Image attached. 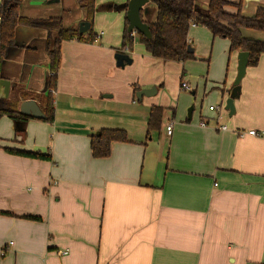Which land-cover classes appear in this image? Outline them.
<instances>
[{"label":"crops","instance_id":"1","mask_svg":"<svg viewBox=\"0 0 264 264\" xmlns=\"http://www.w3.org/2000/svg\"><path fill=\"white\" fill-rule=\"evenodd\" d=\"M127 1L95 0L94 42L61 43L52 123L0 118V264H264V55L246 68L230 115L211 105V97L227 101L237 73L239 52L223 43L232 60L228 80L205 78L223 92L207 93V108L196 109L180 89L185 73L170 75L183 62L152 58L142 44L134 52V33L130 49H122ZM195 1L206 11L209 0ZM260 8L264 0H242L240 14L252 17ZM19 14L60 18L66 28L85 21L75 0H24ZM155 17L149 1L142 21ZM241 34L264 42V32ZM209 35L213 43L220 38ZM47 36L16 29L0 66V79L10 81L8 98L27 94L39 105L50 91ZM188 43L194 53L189 32ZM116 53L131 63L117 67ZM200 55L194 60L207 58L209 67L211 51ZM151 87L154 95L136 99ZM154 106L164 109L161 127L148 134ZM223 125L227 130H218ZM101 129L124 130L127 142H113L109 157L93 158L90 136Z\"/></svg>","mask_w":264,"mask_h":264},{"label":"trees","instance_id":"2","mask_svg":"<svg viewBox=\"0 0 264 264\" xmlns=\"http://www.w3.org/2000/svg\"><path fill=\"white\" fill-rule=\"evenodd\" d=\"M85 14V21L90 23V29L80 35L77 28H66L60 18L28 19L19 14L24 0H0V66L10 48L15 46V31L18 27L42 30L47 33L46 54L49 61L51 75L47 87L50 91L42 97L38 105L45 118V122L54 121V101L51 93L55 88L57 71L61 59V43L75 40L78 42L93 43L96 35L92 30V21L95 12V0H75ZM156 7V17L148 25L150 38L141 34L139 42L145 51L152 57L164 62H184L194 60L193 53L187 52L188 32L192 24L205 27L213 37L224 38L229 42V52L244 51L248 53L249 66H255L261 55H264V42L244 38L241 29L264 32V9H258L252 17H243L240 14L242 0L231 4L226 0H209L208 15L201 16L194 12L195 0H149ZM233 6L236 13H227L224 8ZM128 22L124 20L122 32V49L129 50L132 43L131 33L127 31ZM55 37L51 39V34ZM52 91V92H51ZM136 91V88H134ZM29 95L17 96L13 94L7 99L0 98V118L6 116L12 120H28L31 116L19 112V104L27 100ZM164 109L151 107L147 122V133L159 131ZM99 134L90 136V152L93 158H107L110 155L113 142H127L126 132L119 129H101ZM13 155L46 158L43 155L6 149ZM27 219L37 220L38 217L26 216Z\"/></svg>","mask_w":264,"mask_h":264},{"label":"rangeland","instance_id":"3","mask_svg":"<svg viewBox=\"0 0 264 264\" xmlns=\"http://www.w3.org/2000/svg\"><path fill=\"white\" fill-rule=\"evenodd\" d=\"M92 30H96V28L93 27ZM134 34L138 36L137 33ZM189 37L193 39L194 46L196 48V51L193 53V56H196L197 54H201L200 56H202V53L204 51H211L209 67L207 66V58L203 59L202 57L197 56L196 60H187L183 63H177L179 68H172L170 75L174 74L178 76L183 72L185 73V76L182 78V81L186 82L187 84L190 83L193 88L195 87L193 84L198 85L196 96H192V94L188 91H184L182 89L181 91L182 93L185 92L187 93V95H189L190 101L192 102V104H194L196 109H200L201 107V110H204L208 106V103L206 104L203 98L206 97L207 93L211 92L209 94V96H211L216 91V93L220 94L223 92L222 90H220L221 88L218 90H212L211 88L213 87H207L210 82H206L205 78H208L209 80V77L211 75L213 77H221V85L224 79L228 80L232 60L230 61V53H228L227 50L225 51V54H223V43L227 44V40L216 38L215 42L213 43L212 37L209 35V32L205 27L199 26L197 29L190 28ZM132 47L134 48V52H138L139 49H142V45L138 39L133 40ZM198 59H203V61H199ZM167 82L169 86H171L174 84V79L172 77H169L167 79ZM211 99V105L217 110L220 109L221 111H223L226 106L225 100L221 102V100L217 99L216 101V97H211Z\"/></svg>","mask_w":264,"mask_h":264},{"label":"water","instance_id":"4","mask_svg":"<svg viewBox=\"0 0 264 264\" xmlns=\"http://www.w3.org/2000/svg\"><path fill=\"white\" fill-rule=\"evenodd\" d=\"M149 3V0H128L126 4L121 7L126 9L125 18L128 22L127 31L129 33H138L145 38H150V32L148 25L142 21L141 11L142 8ZM194 12L201 16H207L208 10H201L195 7ZM90 29V23L87 21H82L78 25V33L80 35L86 33ZM187 52L193 53V49L188 46ZM116 61V66L123 68L125 64H130L131 59L127 54L116 53L114 55ZM248 64V53L240 51L237 56V73L235 80L233 82V88L230 97L226 101L225 109L229 111L230 115L234 114L233 99L236 97L240 89V82L245 75L246 68ZM10 81L7 79H0V98L7 99L9 96ZM156 93V88L151 87L149 89H142L135 93L137 100H141L143 96L149 97ZM19 112L21 114L31 116L34 119H44L45 116L40 110L39 106L34 100L22 101L19 105ZM99 134L98 132L96 133Z\"/></svg>","mask_w":264,"mask_h":264},{"label":"built area","instance_id":"5","mask_svg":"<svg viewBox=\"0 0 264 264\" xmlns=\"http://www.w3.org/2000/svg\"><path fill=\"white\" fill-rule=\"evenodd\" d=\"M191 26H195V25L192 24ZM131 36H133V33H131ZM126 50H127V49H126ZM180 89H182V90H184V91H188V92L190 91V88H189L188 84H187L186 82H184V81H182V82L180 83ZM51 92H52V91H51ZM209 109L212 110L213 107H210ZM200 125H201L202 127H205V126H206L204 122H201ZM165 130H166L167 135H170V134H171V131H172V122L166 126ZM218 130H220V131H225V130H227V127L224 126V125H223V126H219V127H218ZM255 133H256V132H255L254 130H251V131H248L247 134H248V135H251V136H254ZM240 136H243V135H240Z\"/></svg>","mask_w":264,"mask_h":264}]
</instances>
